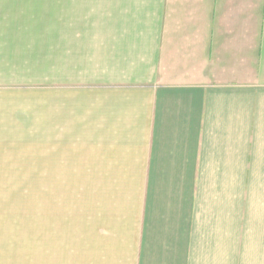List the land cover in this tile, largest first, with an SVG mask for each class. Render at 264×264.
<instances>
[{
  "label": "crops",
  "instance_id": "crops-1",
  "mask_svg": "<svg viewBox=\"0 0 264 264\" xmlns=\"http://www.w3.org/2000/svg\"><path fill=\"white\" fill-rule=\"evenodd\" d=\"M89 5L57 89L59 137L89 139L88 222L49 264H264V0ZM17 51L0 26V146L32 114Z\"/></svg>",
  "mask_w": 264,
  "mask_h": 264
},
{
  "label": "rangeland",
  "instance_id": "rangeland-1",
  "mask_svg": "<svg viewBox=\"0 0 264 264\" xmlns=\"http://www.w3.org/2000/svg\"><path fill=\"white\" fill-rule=\"evenodd\" d=\"M90 3L0 0V26L12 27L19 57L34 61L31 73L18 72L33 78L27 84L34 94L28 101L32 114L0 146V264L51 263L49 246L58 233L63 240L72 236L75 219L88 217L93 165L89 139L59 137L57 89L59 49L67 44L60 37L75 20L89 19ZM94 178L100 179L99 171ZM57 261L52 264H62Z\"/></svg>",
  "mask_w": 264,
  "mask_h": 264
}]
</instances>
